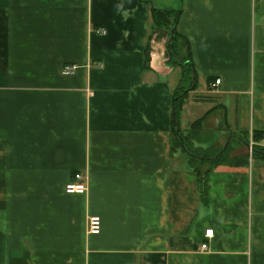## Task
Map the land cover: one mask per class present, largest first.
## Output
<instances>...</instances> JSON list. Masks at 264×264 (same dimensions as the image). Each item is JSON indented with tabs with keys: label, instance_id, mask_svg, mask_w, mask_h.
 <instances>
[{
	"label": "crops",
	"instance_id": "1",
	"mask_svg": "<svg viewBox=\"0 0 264 264\" xmlns=\"http://www.w3.org/2000/svg\"><path fill=\"white\" fill-rule=\"evenodd\" d=\"M152 8L179 11L187 63L169 61ZM189 65L176 126L196 149L227 146L204 170L172 146ZM256 132L264 0H0V264H264ZM76 173L85 194L64 190Z\"/></svg>",
	"mask_w": 264,
	"mask_h": 264
},
{
	"label": "trees",
	"instance_id": "2",
	"mask_svg": "<svg viewBox=\"0 0 264 264\" xmlns=\"http://www.w3.org/2000/svg\"><path fill=\"white\" fill-rule=\"evenodd\" d=\"M178 16H179V11L178 10H172V9H159V8H152L151 10V32L152 34L156 31L159 30H163L165 32H167L168 34V43H167V47H168V58L169 61L174 62V63H187L188 60L186 59H181L179 57V52L177 51V47H176V40L177 39H181V42L183 43L184 49H186L185 51L188 52V45L186 40H184L183 38H181V36L178 34L177 30H176V24H177V20H178ZM152 34L148 37V41L151 38ZM148 41L144 47V58L145 60H148V51H149V46H148ZM189 53V52H188ZM191 67L189 65L188 69H185L184 71V75H183V79L182 82L178 85V87L173 91L172 93V100H171V106H172V128H173V136H172V146L173 148L176 146H180V139L183 141V149L184 152L187 153L188 149L186 147L185 144V136H183L182 131L179 129L176 131V123L178 122V117L181 111V107L183 104V98L186 95L187 89L190 88L191 84L186 87V77L188 74V70H190ZM193 79H195V77H193ZM193 84V82H192ZM199 122L198 123H194L193 126L196 128L198 127ZM261 135H264V133L262 132H256L254 134H252V138L254 140H257L259 138H257V136L261 137ZM253 150H261L264 151V147L260 146V145H253ZM254 155L260 156L259 154H257L256 152L253 151ZM191 156V154H189ZM220 156V155H219ZM193 157V156H191ZM195 157V156H194ZM213 157H217V153H215V155H213ZM262 157V156H261ZM207 158V157H206ZM205 156H201L200 160H206ZM197 159V158H196Z\"/></svg>",
	"mask_w": 264,
	"mask_h": 264
},
{
	"label": "built area",
	"instance_id": "3",
	"mask_svg": "<svg viewBox=\"0 0 264 264\" xmlns=\"http://www.w3.org/2000/svg\"><path fill=\"white\" fill-rule=\"evenodd\" d=\"M96 34L102 35L105 33L103 28H96L94 30ZM76 66L65 65L62 68L63 74H72L76 70ZM220 80H215V84H219ZM249 152L252 153L251 149L253 144H249ZM64 190L67 194H85L87 191V183L84 176L81 173L74 174L73 180L65 184ZM101 231V218L97 215L88 217L87 220V233L91 235L99 234ZM212 236V229L205 231V237L209 238ZM208 248L206 242H202L199 246L200 251H205Z\"/></svg>",
	"mask_w": 264,
	"mask_h": 264
},
{
	"label": "rangeland",
	"instance_id": "4",
	"mask_svg": "<svg viewBox=\"0 0 264 264\" xmlns=\"http://www.w3.org/2000/svg\"><path fill=\"white\" fill-rule=\"evenodd\" d=\"M176 47H177V51L179 52L178 54H179V57L181 58V59H186V56H187V51H185L186 49H184V47H182V46H184L183 45V43L181 42V39H177L176 40ZM208 138V134H201V140H200V142L201 143H203V144H208V143H210L211 142V140ZM235 141L236 142H239V141H241V143H244V137L243 136H238V138H236L235 139ZM211 144V143H210ZM221 144L222 145H224V142L222 141L221 142ZM236 144V143H235ZM199 144L197 143V146H198ZM208 146V145H207ZM211 146V145H210ZM186 147H187V149H188V152L187 153H185L184 152V154H186V155H189V154H191V156H193L192 157V161L194 162V164L197 166V167H199V168H202V170H204L207 166H208V164H204V163H202L203 162V160H200V157L201 156H205V158L206 157H209V156H213V155H215V153H218L219 152V150L221 149V145L216 149L215 148V150L213 151V153L212 154H210V151H212V149H210L211 147H209V149H210V151H208V149H206V150H203V149H205V148H203V149H196V148H194V147H192V146H189L188 144H186ZM174 149H178V150H180V147H178V146H176V147H174ZM195 156V157H194ZM197 158V159H196ZM194 159H195V161H194Z\"/></svg>",
	"mask_w": 264,
	"mask_h": 264
},
{
	"label": "water",
	"instance_id": "5",
	"mask_svg": "<svg viewBox=\"0 0 264 264\" xmlns=\"http://www.w3.org/2000/svg\"><path fill=\"white\" fill-rule=\"evenodd\" d=\"M176 125H177V123H176ZM178 130V126H176V131ZM245 143V142H244ZM246 144V146H247V148L248 149H250V146H249V144L246 142L245 143ZM251 151L253 152H256L257 154H259V155H261V156H263L264 157V151H261V150H253V148L251 149Z\"/></svg>",
	"mask_w": 264,
	"mask_h": 264
},
{
	"label": "flooded vegetation",
	"instance_id": "6",
	"mask_svg": "<svg viewBox=\"0 0 264 264\" xmlns=\"http://www.w3.org/2000/svg\"><path fill=\"white\" fill-rule=\"evenodd\" d=\"M227 151V146H222L221 147V149L219 150V152H218V155H220V154H224L225 152ZM222 152V153H221Z\"/></svg>",
	"mask_w": 264,
	"mask_h": 264
}]
</instances>
